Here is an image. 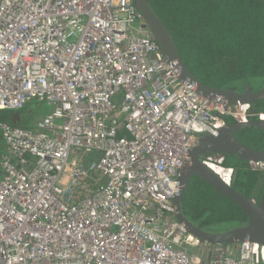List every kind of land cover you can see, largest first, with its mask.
Here are the masks:
<instances>
[{"label": "built area", "instance_id": "2783aa9c", "mask_svg": "<svg viewBox=\"0 0 264 264\" xmlns=\"http://www.w3.org/2000/svg\"><path fill=\"white\" fill-rule=\"evenodd\" d=\"M32 99L34 129L0 121V264H264L248 240L181 249L207 247L175 217L187 152L264 111L181 80L134 0H0V109ZM223 159L202 161L231 184Z\"/></svg>", "mask_w": 264, "mask_h": 264}, {"label": "trees", "instance_id": "16d2710c", "mask_svg": "<svg viewBox=\"0 0 264 264\" xmlns=\"http://www.w3.org/2000/svg\"><path fill=\"white\" fill-rule=\"evenodd\" d=\"M148 4L167 25L189 70L204 83L239 89L245 82L256 87L264 81V1L148 0ZM251 108L264 111V99L251 104ZM17 116L0 109V121L26 127L19 124ZM253 129L240 128L235 134L245 144L264 149V129L256 128L255 134ZM4 151L0 132V159ZM223 165L234 169L231 183L236 189L264 204V171L253 170L248 161L230 154L224 156ZM212 168L222 172L219 167ZM181 208L192 222L208 231L247 222L235 202L215 192L198 176L188 182Z\"/></svg>", "mask_w": 264, "mask_h": 264}, {"label": "water", "instance_id": "95a60500", "mask_svg": "<svg viewBox=\"0 0 264 264\" xmlns=\"http://www.w3.org/2000/svg\"><path fill=\"white\" fill-rule=\"evenodd\" d=\"M134 3L137 9L142 12L146 26L151 31L164 58L177 63L179 78L194 84L200 95L208 98H219L228 105H251L264 99V85L255 89L254 86L245 82L238 89L210 86L198 79L187 67L167 25L149 6L148 0H134ZM244 127L264 129V121L253 119L246 123L228 122L219 128L216 135L200 136L187 152L184 163L179 170L177 179L180 186V195L173 200L175 217L190 234L202 243L222 245L236 244L248 240L264 247V204L259 203L254 196L243 194L232 184L224 183L216 172L202 161V158L210 153L223 157L226 154L235 155L246 161L264 160V149L253 148L237 138L235 133ZM191 176H199L215 192L235 202L244 212L247 222L242 225L230 226L221 231H208L192 222L182 212L181 208L183 193Z\"/></svg>", "mask_w": 264, "mask_h": 264}, {"label": "rangeland", "instance_id": "374dc122", "mask_svg": "<svg viewBox=\"0 0 264 264\" xmlns=\"http://www.w3.org/2000/svg\"><path fill=\"white\" fill-rule=\"evenodd\" d=\"M261 85H264V81L261 80ZM260 83V82H259ZM51 106L48 105L45 101H38L36 99H32L30 102H27L22 108L15 109L10 111L11 109H6V111L18 115L17 118L19 120V124L22 126H26L28 128L34 129V125L37 119L43 117L46 113L50 111ZM94 156H90L92 158ZM2 175H0V178ZM230 227L227 226V228ZM192 253H199V246H195L190 248ZM185 250V249H184ZM262 254L264 258V248L262 249Z\"/></svg>", "mask_w": 264, "mask_h": 264}, {"label": "bare ground", "instance_id": "6f19581e", "mask_svg": "<svg viewBox=\"0 0 264 264\" xmlns=\"http://www.w3.org/2000/svg\"><path fill=\"white\" fill-rule=\"evenodd\" d=\"M13 93V92H12ZM251 110L253 111V112H255V110H253L252 108H251ZM209 167L210 168H212V167H214L213 165H209ZM213 169V168H212ZM222 173V175H226L225 173H223V172H221ZM221 175V176H222ZM232 184V183H231ZM231 184H229V185H231ZM188 231V230H187ZM190 241H191V239H190ZM192 242V241H191ZM196 244L197 243H192V244H187V245H183V246H181V249L183 250V249H185V251H186V254L188 255V257L190 258V259H194V258H203V257H207V256H211L212 255V252H213V249H214V246L212 245V244H209V243H207V247L206 248H204L202 251L203 252H205V254H202V253H191V252H189V251H187V248H192V247H195L196 246ZM208 245L211 247V248H208ZM230 245H232V244H225L224 245V249L226 248V247H228V246H230ZM200 248V247H199Z\"/></svg>", "mask_w": 264, "mask_h": 264}, {"label": "flooded vegetation", "instance_id": "af4514ba", "mask_svg": "<svg viewBox=\"0 0 264 264\" xmlns=\"http://www.w3.org/2000/svg\"><path fill=\"white\" fill-rule=\"evenodd\" d=\"M261 86H263V85H257L256 87H254L255 89H258V88H260ZM230 120V119H229ZM229 122H236V121H229ZM227 123H228V121H227ZM245 128V127H244ZM251 128H255V129H253V132H254V134H255V131H256V128L257 129H262V128H258V127H251ZM258 137L259 138H262V136L260 135V134H258ZM241 138L242 139H245V136H241ZM212 154H214V153H210V154H208V155H212ZM199 177V176H198ZM191 178H192V176H191ZM190 178V179H191ZM190 179H189V181H190ZM232 224H230V226H231ZM229 226V225H228ZM227 227V226H226Z\"/></svg>", "mask_w": 264, "mask_h": 264}, {"label": "clouds", "instance_id": "9594fccd", "mask_svg": "<svg viewBox=\"0 0 264 264\" xmlns=\"http://www.w3.org/2000/svg\"><path fill=\"white\" fill-rule=\"evenodd\" d=\"M224 158V157H223ZM224 160V159H223Z\"/></svg>", "mask_w": 264, "mask_h": 264}, {"label": "crops", "instance_id": "0c3cea01", "mask_svg": "<svg viewBox=\"0 0 264 264\" xmlns=\"http://www.w3.org/2000/svg\"><path fill=\"white\" fill-rule=\"evenodd\" d=\"M200 251V250H199ZM202 251V250H201Z\"/></svg>", "mask_w": 264, "mask_h": 264}]
</instances>
